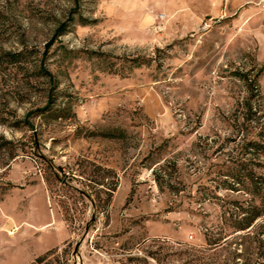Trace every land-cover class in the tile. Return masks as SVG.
<instances>
[{
  "label": "rangeland",
  "instance_id": "374dc122",
  "mask_svg": "<svg viewBox=\"0 0 264 264\" xmlns=\"http://www.w3.org/2000/svg\"><path fill=\"white\" fill-rule=\"evenodd\" d=\"M253 141L264 0H0V264L200 249Z\"/></svg>",
  "mask_w": 264,
  "mask_h": 264
},
{
  "label": "trees",
  "instance_id": "16d2710c",
  "mask_svg": "<svg viewBox=\"0 0 264 264\" xmlns=\"http://www.w3.org/2000/svg\"><path fill=\"white\" fill-rule=\"evenodd\" d=\"M64 31V29H63ZM31 53L26 51L7 53L6 63L21 66L29 62ZM144 61L135 59L132 68H140ZM257 77L252 85L257 82ZM48 106L39 110L43 113ZM259 157L264 158V144L259 141L250 143ZM14 155L12 158H15ZM261 164V163H258ZM262 166V165H260ZM248 182L245 193L252 197L249 203L246 199H236L223 203V212L219 224L207 229L205 246L200 249L186 246L178 248L173 253H147L144 258L131 257V262L137 264H264V174L249 173L241 181ZM226 190H235L234 185H228ZM242 190V189H241ZM240 191V190H237ZM33 264H69L62 261L54 250L38 257Z\"/></svg>",
  "mask_w": 264,
  "mask_h": 264
},
{
  "label": "built area",
  "instance_id": "2783aa9c",
  "mask_svg": "<svg viewBox=\"0 0 264 264\" xmlns=\"http://www.w3.org/2000/svg\"><path fill=\"white\" fill-rule=\"evenodd\" d=\"M191 238H193V237H191Z\"/></svg>",
  "mask_w": 264,
  "mask_h": 264
}]
</instances>
